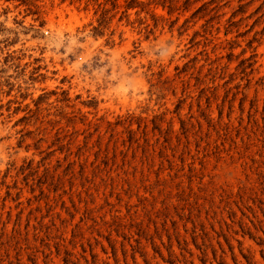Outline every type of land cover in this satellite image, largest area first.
I'll return each mask as SVG.
<instances>
[{
  "label": "rangeland",
  "instance_id": "obj_1",
  "mask_svg": "<svg viewBox=\"0 0 264 264\" xmlns=\"http://www.w3.org/2000/svg\"><path fill=\"white\" fill-rule=\"evenodd\" d=\"M0 264H264V0H0Z\"/></svg>",
  "mask_w": 264,
  "mask_h": 264
}]
</instances>
